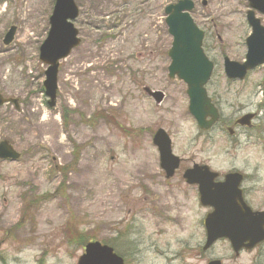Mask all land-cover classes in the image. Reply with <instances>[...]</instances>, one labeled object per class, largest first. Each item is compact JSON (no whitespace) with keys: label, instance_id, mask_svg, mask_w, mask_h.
Listing matches in <instances>:
<instances>
[{"label":"rangeland","instance_id":"374dc122","mask_svg":"<svg viewBox=\"0 0 264 264\" xmlns=\"http://www.w3.org/2000/svg\"><path fill=\"white\" fill-rule=\"evenodd\" d=\"M177 1L76 0L81 44L60 62L58 97L50 108L43 85L47 65L39 56L55 0H0V93L19 101L18 109L0 106V141L21 153L18 161L0 160V264H78L84 245L94 240L113 246L128 264H158L154 245L182 249L193 210H167L186 215L179 226L165 216L155 222L150 214L133 215L148 203L180 201L176 179L175 194L152 183L161 170L152 144L160 127L172 135L177 154L211 161L224 172L232 164L254 168L264 150L245 139L234 147L222 137L197 156L201 147L192 142L185 84L167 72L172 37L165 7ZM193 1L192 16L216 65L218 87L211 89L227 97L223 59L245 56L249 2ZM12 25L14 40L5 45ZM145 86L166 97L157 105Z\"/></svg>","mask_w":264,"mask_h":264},{"label":"flooded vegetation","instance_id":"af4514ba","mask_svg":"<svg viewBox=\"0 0 264 264\" xmlns=\"http://www.w3.org/2000/svg\"><path fill=\"white\" fill-rule=\"evenodd\" d=\"M258 15L264 26V15L256 16ZM244 60L245 57L241 61ZM258 74H262L260 81L251 83ZM225 80L229 92L226 98H223V93L217 89H211L218 87L213 83V78L207 84L208 94L218 110V120L207 129L201 128L199 123L193 120L195 125H192V142L196 145L199 142L201 147L197 156L209 146L213 147L222 137L234 147L242 145L245 139L246 143H261L260 147L264 150V63L248 71L242 79H230L225 75ZM237 84L238 89H233ZM232 93L236 98L230 95ZM227 111L229 116L226 115ZM162 129L171 137L176 153L172 135L165 128ZM176 155L179 157V166L174 173L169 176L160 168L159 177L155 176L156 179L153 178L152 183L157 185L160 182L165 188L164 193L175 194V186L172 183L176 179L180 201L148 203L140 207L139 211L133 212L134 216L150 214L155 222H162L165 216L166 221L179 226L186 215L173 216L167 210L172 207L176 211L193 210V229H189L184 242H180L182 249H161L158 245L152 246L151 251L155 254L158 264H264V153L257 154L252 170H243L232 164L233 166L225 172L216 170L211 161L188 158L182 152ZM192 169L194 175L188 178L187 173ZM230 174L236 175L228 178ZM220 184H223V187H218ZM231 185L235 195L230 190ZM201 189L208 191L216 202L209 201V204L205 205ZM217 209L220 212L213 220L212 231L218 230L215 225H219L220 234H223L213 240L215 234H209L205 220L208 214ZM130 212L129 209L128 213ZM173 238L178 239L179 236L175 235ZM191 240L194 241L192 246Z\"/></svg>","mask_w":264,"mask_h":264},{"label":"water","instance_id":"95a60500","mask_svg":"<svg viewBox=\"0 0 264 264\" xmlns=\"http://www.w3.org/2000/svg\"><path fill=\"white\" fill-rule=\"evenodd\" d=\"M250 6L264 13V0H249ZM194 7L191 0H180L166 8V24L169 34L173 37L168 56L171 59L168 66L169 77L178 76L187 86L189 97V110L200 121L207 115H213L214 110L207 96L204 85L210 79L213 63L209 60L202 48L204 32L201 31L189 14ZM79 14L75 0H56L50 17V29L46 40L40 47V60L49 65L44 81L45 94L50 98L48 104H55L57 93L58 62L69 55L71 50L79 43L78 30L73 21ZM247 20L252 27V34L247 38L246 62L238 63L227 57L224 68L227 76L242 78L247 70L264 62V27L260 20L255 18L253 11H248ZM16 28H10L5 36L4 43L10 44L14 39ZM150 92L148 88H145ZM160 102L161 92H150ZM7 100L0 95V105ZM17 103V100H13ZM163 130H159L155 137L163 164L172 160L170 146L162 143ZM0 158L17 160L20 154L9 141L0 143ZM174 169V168H173ZM78 264H124L123 258L114 253L112 247L103 245L98 241L90 242L85 247L84 254L79 258Z\"/></svg>","mask_w":264,"mask_h":264}]
</instances>
